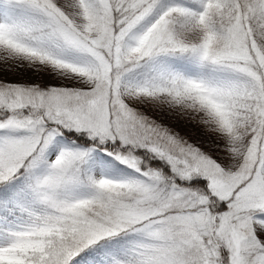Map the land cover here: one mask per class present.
I'll list each match as a JSON object with an SVG mask.
<instances>
[{
  "label": "snow or ice",
  "instance_id": "obj_1",
  "mask_svg": "<svg viewBox=\"0 0 264 264\" xmlns=\"http://www.w3.org/2000/svg\"><path fill=\"white\" fill-rule=\"evenodd\" d=\"M0 264H264V0H0Z\"/></svg>",
  "mask_w": 264,
  "mask_h": 264
}]
</instances>
